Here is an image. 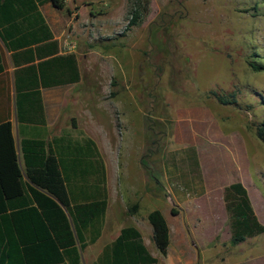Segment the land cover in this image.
Wrapping results in <instances>:
<instances>
[{
    "label": "rangeland",
    "instance_id": "1",
    "mask_svg": "<svg viewBox=\"0 0 264 264\" xmlns=\"http://www.w3.org/2000/svg\"><path fill=\"white\" fill-rule=\"evenodd\" d=\"M65 9L52 30L80 81L62 91L57 125L73 124L72 137L91 136L106 153V229L129 224L136 204L138 217L158 210L167 224L165 260L149 225L141 230L156 264H264V233L232 246L222 201L225 185L241 181L264 227V147L253 130L264 122V71L248 67L264 65V0H148L128 31L126 0H66ZM214 161L223 179L212 188Z\"/></svg>",
    "mask_w": 264,
    "mask_h": 264
},
{
    "label": "trees",
    "instance_id": "2",
    "mask_svg": "<svg viewBox=\"0 0 264 264\" xmlns=\"http://www.w3.org/2000/svg\"><path fill=\"white\" fill-rule=\"evenodd\" d=\"M45 3L67 12L64 0H0V41L14 66L16 120L30 126L44 125L40 89L80 81L74 54L59 51L38 11ZM147 11L148 0H126L124 30L138 26ZM248 67L254 72L264 71V65L248 63ZM210 94L221 105H236L233 96L226 99ZM253 130L264 147V122ZM52 143L65 145L62 155L66 160L51 151L50 143L21 139L19 171L10 123L0 122V264H79L78 250L100 235L106 187L103 162L94 142L80 134L63 135ZM222 201L232 246L264 233L239 183L223 188ZM136 210V204L126 207L128 216ZM170 214L175 211L170 209ZM146 221L154 250L163 258L169 243L167 224L158 210L148 212ZM156 263L132 226L120 228L95 260V264Z\"/></svg>",
    "mask_w": 264,
    "mask_h": 264
},
{
    "label": "crops",
    "instance_id": "3",
    "mask_svg": "<svg viewBox=\"0 0 264 264\" xmlns=\"http://www.w3.org/2000/svg\"><path fill=\"white\" fill-rule=\"evenodd\" d=\"M65 2L66 0H64V4ZM38 11L42 16L44 23L48 27L52 35V39L56 40L59 51L62 54H67V52H62L60 43L57 40V38L54 36L53 30H52L53 21L55 18L56 19L58 18V16L56 15L57 10H55L49 3H45L38 7ZM0 59H1L0 66H2V73H0V122L7 121L10 123L11 135H12L13 142H14V149H15V153L17 156V165H18L19 171H21V168H22L20 151H19V143L21 139H38V140H43L46 143H50L49 147L51 151L58 152L59 157L61 156V158L66 160L67 157L65 155H62V150H65V145H61V144L54 145L52 143V140L60 136H63V135L71 136L70 134L71 131L75 130L74 128H72L70 131V129L67 127L58 126L57 120L60 117V105L62 103V97H61L62 91L67 90L68 87L74 86L76 84L40 89V97H41L42 107H43L44 125L43 126H30L26 124H19L16 120L14 101H13L12 73L14 70V66L10 59V53L5 50L1 41H0ZM48 105L49 106L51 105L50 108ZM84 136L90 138L94 142L97 152L103 162L104 172H105L106 206H105V212H104L103 226L100 230V235L92 244H87L81 250H78L79 264H95V260L97 256L100 254V251L102 250V248L105 245L112 242L115 239V237L118 235L119 229L124 226L118 227L117 225L119 222L118 219H113L111 222L112 226L106 229V225L110 221L108 217L109 216L108 212H109V207L111 204L112 190H111L110 183H111V177H112V170H111V167L106 162L105 151L102 150V148L97 144L94 138L86 134H84ZM237 143L238 142L236 141L234 145H237ZM199 145L200 144L192 143L191 150H190L192 157L196 158L197 160L199 156L198 155ZM214 164H215V161L210 166L212 175H211V181H209V184L212 188L217 187V185H219V183L223 179V176L221 177V172H223L221 167L219 166L217 167ZM138 166L140 168L139 164ZM121 167L122 169L125 168L124 163L121 164ZM122 171L124 172V170ZM224 174L226 176V173ZM93 176L94 174H92L91 177L93 178ZM232 183H239L244 188L243 183L239 180L229 182L225 186H228ZM203 186L205 187L204 182H203ZM144 218L146 219V216L138 217V213L136 212L132 216H129L130 222L129 224L125 226H132L139 232L142 245L144 246L146 251L150 254V251L147 245L144 243V240L141 234V230L143 229L144 231L148 230V224L145 223ZM138 221L141 222V226L137 224ZM169 248H170V241L168 243L166 255L165 257L162 258L163 260L168 258L169 250H170ZM150 255L157 260L155 254H150Z\"/></svg>",
    "mask_w": 264,
    "mask_h": 264
}]
</instances>
